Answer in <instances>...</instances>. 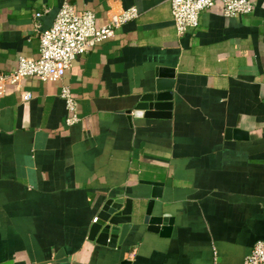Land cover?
Segmentation results:
<instances>
[{
  "label": "crops",
  "instance_id": "1",
  "mask_svg": "<svg viewBox=\"0 0 264 264\" xmlns=\"http://www.w3.org/2000/svg\"><path fill=\"white\" fill-rule=\"evenodd\" d=\"M65 1L100 26L130 7L139 16L62 80L0 93V264H243L264 240V0L235 17L217 3L183 35L169 0H0V74L39 55ZM162 68L173 71L171 116H135ZM111 196L154 199L172 222L98 245L89 227Z\"/></svg>",
  "mask_w": 264,
  "mask_h": 264
},
{
  "label": "built area",
  "instance_id": "2",
  "mask_svg": "<svg viewBox=\"0 0 264 264\" xmlns=\"http://www.w3.org/2000/svg\"><path fill=\"white\" fill-rule=\"evenodd\" d=\"M174 25L183 35L199 26L203 11L217 3L223 6L226 17L250 13L254 0H169ZM39 16V14H37ZM139 16L136 7H130L113 15L110 22L100 26L95 12L81 9L69 1L60 6L52 25L40 33V51L37 57L20 56L16 68L0 74V93L9 85L16 86L22 79L35 77L42 81H60L66 75L77 55L84 54L114 36L115 29ZM61 97L66 102L68 125L78 122L79 116L74 94L69 86H63ZM31 93L23 92L28 101ZM97 218H94L96 221ZM243 264H264V240H258Z\"/></svg>",
  "mask_w": 264,
  "mask_h": 264
},
{
  "label": "water",
  "instance_id": "3",
  "mask_svg": "<svg viewBox=\"0 0 264 264\" xmlns=\"http://www.w3.org/2000/svg\"><path fill=\"white\" fill-rule=\"evenodd\" d=\"M169 72V73H168ZM156 88L145 93L134 109V115L149 118H169L172 110L173 71L158 69ZM169 77V80L163 79ZM154 186L160 183L149 182ZM157 187L154 188L156 190ZM155 194L153 193V197ZM154 199L146 206L142 202L134 203L132 199L109 197L100 208L97 220L89 227L88 239L98 245L109 248L121 247L127 235L136 225H146L150 231H156L160 225L172 222L169 214L158 209L154 212ZM60 252L56 258H61Z\"/></svg>",
  "mask_w": 264,
  "mask_h": 264
}]
</instances>
